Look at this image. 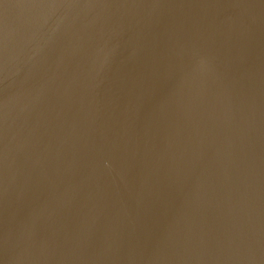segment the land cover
Segmentation results:
<instances>
[{
	"label": "water",
	"instance_id": "obj_1",
	"mask_svg": "<svg viewBox=\"0 0 264 264\" xmlns=\"http://www.w3.org/2000/svg\"><path fill=\"white\" fill-rule=\"evenodd\" d=\"M0 264H264V0H0Z\"/></svg>",
	"mask_w": 264,
	"mask_h": 264
}]
</instances>
